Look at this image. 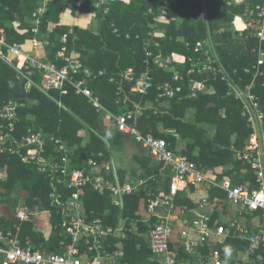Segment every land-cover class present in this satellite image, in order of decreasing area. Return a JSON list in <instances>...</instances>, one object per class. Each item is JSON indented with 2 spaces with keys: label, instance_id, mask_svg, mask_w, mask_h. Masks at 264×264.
<instances>
[{
  "label": "built area",
  "instance_id": "2783aa9c",
  "mask_svg": "<svg viewBox=\"0 0 264 264\" xmlns=\"http://www.w3.org/2000/svg\"><path fill=\"white\" fill-rule=\"evenodd\" d=\"M69 1L76 8H80L83 0ZM47 2L44 1L39 5L29 20L33 38L29 40L28 47L16 43L8 44L5 31L0 28V62L15 73L17 80L25 82L26 90H38L58 107H61V104L52 96V92H58L60 95L72 93L74 96L85 98L94 107L96 113L105 114L114 123L118 132L128 134L142 148L154 153L162 169L169 172L170 182L166 190L161 189L154 194L151 192L146 194L145 204L148 213L156 215L159 210L165 211V214L159 217V222L149 231L151 253L164 256L162 264H182L178 260L177 251L169 247L170 221L175 217L173 211L177 208L175 197L189 185L204 184L210 188L220 189L230 207L257 215V224L253 228H248L243 223L233 220L228 224L212 227L210 216L206 213L210 201L207 197H203L195 208L180 209L181 214L186 212L193 214L198 228L197 241L186 243V251L191 255L195 254V247L199 243H208L215 237L239 238L247 243L246 253L244 256L236 257V262L231 264H264V113L257 96L253 93L256 80L264 77V69H262L264 4L255 8L246 4V10L242 15L243 28L250 29L252 37L259 42L257 51H252L257 54L256 63L243 69L244 75L252 76L248 84L242 85V77L235 80L236 69L229 73L223 66L210 39L195 43L183 40L182 44L187 51V55L184 56L155 55L153 50L160 48V42L156 40L161 37L158 25L163 21L172 20L167 17L168 9L165 4L159 15L153 17L151 24L148 25L150 30L142 40L141 48L145 53L146 64L142 77L135 79L131 68L121 74V83H133L132 93L146 95L148 91L155 89L159 99L167 103L180 102L187 98L196 99L209 93L211 89L208 81H211V78L224 83L227 87L225 96L240 104L241 116L246 119L252 130L244 150L235 153L236 160L244 167H248L253 174L255 186L248 189L244 184H233L229 180L218 182L209 179L203 169L194 162L169 150L164 139L155 138L150 134L142 135L137 128V120L142 115V109L138 105H134L133 110L121 114L108 112L87 85L88 79L102 77L105 72H93L85 67L75 51L67 54L65 49H61L53 60L44 57V54L38 55L40 50H46L51 46L48 39L39 37V26L48 10ZM226 3L229 6L236 4L237 0H227ZM102 6V0L95 4L96 9L101 11L102 15H106L108 9ZM147 13L153 15L151 9H148ZM113 32L117 33L118 30L114 27ZM67 35H63L60 41L65 43ZM126 38L128 39L129 36L127 35ZM135 38L138 39L139 36ZM151 64L162 72L172 73L171 81L154 86L150 71ZM121 92L122 87L119 86L117 96ZM127 99L128 97L122 100L123 104L127 103ZM120 101L118 100L117 104ZM19 107L20 105L12 100L0 106V154L18 158L25 165L32 167L36 173L47 178L52 189L51 206L61 217V225L70 243L64 246L61 253H55L37 249L28 240L23 241L20 236L21 223L32 222L41 215L51 217L52 213L29 212L24 208H17L13 212V223L10 227L4 228L0 219V264H122L123 249L117 246L116 249L108 250L106 245L112 239H124L133 232V228L125 224L113 228L105 225L99 217L87 219L82 212V196L84 190L91 187L98 193L108 191L121 204L124 196L136 194L147 180L121 184L116 176L113 179L105 176L113 171L110 162L98 164L93 159H89L86 163L88 173L75 169L74 166L72 167L70 150L65 142L41 131H29L20 139L16 138L14 133ZM149 180L153 181V178ZM59 185L68 190L67 196L63 197L58 191ZM2 201L0 192V205ZM182 236L186 237L187 234L183 232ZM213 244L210 246L208 256L197 254L199 264H227L222 245L216 241H213Z\"/></svg>",
  "mask_w": 264,
  "mask_h": 264
},
{
  "label": "trees",
  "instance_id": "16d2710c",
  "mask_svg": "<svg viewBox=\"0 0 264 264\" xmlns=\"http://www.w3.org/2000/svg\"><path fill=\"white\" fill-rule=\"evenodd\" d=\"M39 1L0 0V28L4 29L8 44L16 43L28 47L29 40L33 38L29 20L38 7ZM96 1L84 0L80 8L81 13H88ZM226 1L132 0L129 5L117 1V4L109 7L104 18L98 16L97 33L73 28V35H69V27L58 24L59 16L69 8L73 9L72 2L49 0L47 13L39 26V37L47 35L46 39L51 43L47 56L49 60H53L54 55L61 49H65L67 54L75 51L85 67L93 72H105L102 77L88 79L87 85L107 110L113 113L122 112L117 106V101L123 100L126 96L130 99L129 108H133L134 103L144 108L137 122L142 135L152 134L155 138L164 139L169 150L194 162L204 172L222 168V173L217 177L218 181L227 178L233 184L248 182L250 184L247 188L252 189L255 186V180L251 170L235 158L236 152L244 150L252 130L246 119L241 116L240 104L232 98L225 97L226 86L223 83H214L215 93L209 92L196 99L181 102L171 101L165 111L152 106L155 104L156 93L153 89L147 95L137 97L130 91L133 83L123 82L122 92L119 96L116 94L121 83V73L127 68L133 69L135 79L145 71L142 40L150 30L148 25L151 24L154 16L159 15L164 4L168 9L167 17L172 20L168 25H159V28H163L165 37L161 40V50H154L155 55L159 53L185 55L186 51L176 42L179 37H184L188 43H195L210 36L217 44L220 60L229 73L236 69L235 80L242 77V85L250 83L252 76L244 75L243 69L256 63L257 54L251 51L258 48V40L252 37L250 29L243 28L236 33H231L232 25L235 26L236 18L244 14L246 4L255 8L263 5L264 0H245V3L229 6ZM148 9L152 10L153 15L147 13ZM179 16H183V19L177 23L174 20H177ZM15 22L19 23L18 29L13 27ZM49 24L56 25L50 32H48ZM112 25L118 30V34H113ZM65 34H68L66 42L61 43L60 39ZM136 36L139 38L136 39ZM150 70L154 85L171 78L170 73L157 70L153 65L150 66ZM110 79H112L111 83ZM263 85L264 77L256 80L253 93L257 96L264 113ZM52 96L61 104V107L38 90H26L25 82L17 80L15 73L0 62V106L9 100L20 105L17 110L18 122L15 124L16 138L20 139L29 131L40 130L44 134L60 138L70 150L69 158L72 167L79 165L81 158L86 159V163L89 159H93L98 164H102L99 163L101 159L97 157L99 154L108 160L109 149L104 142L108 138V130L94 107L85 98L74 96L72 93L60 95L58 92H52ZM150 103L152 105H149ZM177 134L187 142L181 151H177ZM85 139H87L86 143ZM0 165L6 169L7 173L6 181L0 184V192L5 200H9L10 193L19 188L26 193L28 207L40 206L52 209L49 205L51 187L45 176L36 173L32 167L22 164L13 156L1 155ZM243 171H245L244 174ZM150 173L148 171V174ZM154 185L155 183L152 184L153 188ZM90 188L85 189L84 210L87 215L90 214V219L99 217L106 225H115L119 215L125 219L136 218L139 204L147 191L126 196L123 199V209L119 210L114 206L108 191L100 195ZM224 197V194L216 188L210 189L207 195L211 202ZM190 205L192 204L189 203ZM3 227H6L5 224ZM22 229V236H29L37 246L45 247L48 252H61L59 247L62 246V242L65 245L68 243L61 229L52 233L47 242L42 240V236L34 233L31 224H24ZM141 231L146 232V229L141 227ZM137 245H140L141 249L137 248ZM143 245L141 238L130 235L124 243L126 262L148 264L149 253ZM246 246V243L244 245L236 240L227 242V247H230L231 251L245 249Z\"/></svg>",
  "mask_w": 264,
  "mask_h": 264
},
{
  "label": "crops",
  "instance_id": "0c3cea01",
  "mask_svg": "<svg viewBox=\"0 0 264 264\" xmlns=\"http://www.w3.org/2000/svg\"><path fill=\"white\" fill-rule=\"evenodd\" d=\"M44 1H47V0H40L38 7ZM67 1H69V0H67ZM99 1L100 0H97L94 3V5H92L90 7V10L86 14L81 13V11H80L81 7L76 8L74 6V4L71 3V4H73V9L69 8L68 10H66L64 13H62L59 16V24L58 25L69 27L68 34H70V33L73 34V31H74L73 28H81V29H85V30H89L91 32L97 33L99 30L98 29L99 28L98 16H101L104 18V16L107 15V14L102 15V12L99 11L98 9H96L95 4ZM102 1H103L102 7L108 9V11H109V7H111L114 4H117V1L118 2L120 1L125 5H129L132 0H102ZM83 2H84V0L82 1L81 6L83 5ZM242 3H245V0H237L236 4L239 5ZM182 19H183V16H179V18L177 20L175 19L174 21H176L177 23H180L182 21ZM237 19L242 23V25H240L241 26L240 28L238 27L237 23H235L236 24L235 26L232 25L233 29H232L231 33H236L237 31L243 29V25H244L243 16H241V15L238 16L236 18V22H237ZM169 23H170V21H163L162 23H159V25H168ZM18 25H19V23L15 22L13 27L15 29H18ZM159 25H158V30L160 32L159 34H161V37H158L156 40L158 42H160V44H161V40L164 39L165 36H164L163 28L162 29L159 28ZM55 27H56L55 24H49L48 32H50ZM239 33L241 34L242 32H239ZM113 34H118V32L117 33L113 32ZM42 37L47 38V35H44ZM206 39L211 40V42L213 44V48H214L216 54L219 56L218 51H217V44L211 39L210 36H208L207 38H205L203 40H206ZM183 40H185V38L181 36L176 40V42L178 43L179 47L183 48L186 51L184 45L182 44ZM199 41H202V40H199ZM61 43H63V42H61ZM258 44H259V42H258ZM262 47H263V45H262ZM258 48H259V45H258ZM257 49L256 50L254 49V50L257 51ZM154 50L155 51L161 50V46H160V48L154 49ZM252 51H251V53H252ZM37 54L38 55L44 54L43 56L47 57L48 56V49L40 50ZM75 54H77V52H75ZM171 54H176V53H171ZM157 55H164V54L159 53ZM168 55H170V54H168ZM176 55L177 56H179V55L184 56L183 54H176ZM185 55H187V51H186ZM219 58H220V56H219ZM187 67H188V65H187ZM129 68H127V69H129ZM143 73L136 79L137 80L140 79L142 77ZM166 73H170V72H166ZM170 75L172 78V73H170ZM171 78L168 81H171ZM111 80L112 79H110V83H111ZM121 81H122V78H121ZM164 82H166V81H164ZM152 83H153V80H152ZM159 83H162V82H158V84ZM214 83H222V82L214 81L211 78V81H208V84H210L209 88L211 89L210 90L211 93H215L214 91L216 90V88L214 87ZM158 84L154 85V83H153L154 86H157ZM121 85H122V83L119 84V86H121ZM226 90H227V87H226ZM130 91H131V89H130ZM153 91L156 92L155 89H153ZM132 94H134V93H132ZM157 94L158 93L156 92L155 93V99H154L155 104L152 105V103H150L149 105H152L154 108H157V109L160 108L163 111L167 110L168 106L171 104V102L167 103V102H164L163 100H160ZM134 95L137 97L145 96V95H138V94H134ZM126 97H124V99ZM185 100H188V98ZM128 101H130L129 97L127 99L126 104H123L122 100L120 101L119 104H117L118 108L122 111L119 113H113V112L107 110L105 107L104 108L112 114L125 113L127 110H133L134 109V107L133 108L128 107ZM172 102H176V101H172ZM134 105H137V104L134 103L133 106ZM141 109L144 110V108H141ZM157 109L155 111H157ZM99 115L103 119V123H104L105 128L108 130V138H106L104 140V142L106 143L107 148L109 149V157H108V160H107V158H104V156H102L101 154H99L97 157L101 159V161L99 163L110 162V164L113 165L112 166L113 167L112 173L107 174L105 176L106 177L108 176L111 179H113L114 176H116L117 181L120 182L121 184L131 183L132 181H137V180H147L146 184L143 187H141L139 189V191L136 193V194H138L140 191L144 192L147 190L144 193L145 194L144 199H142L140 204H139L137 217L134 219H132V218L125 219L119 215L117 223L115 225H107V226H110L113 228H118L121 225L125 224L126 226L133 228V232L128 234L124 239H112V240L108 241L106 248L108 250H113V249H116L117 246H120L124 251V257L121 261L122 264H130L128 261L126 262V260H125L126 259V252L124 249V243L130 235H134L136 237L141 238L144 242L143 248L146 249L149 253V257L147 258V263L148 264H162L163 260H164V256L153 255L150 251L148 234H149L150 229L153 227V225L155 223L159 222V217L161 215L165 214V211L159 210V211H157L156 215L155 214L152 215V214L148 213L146 210L145 199H146L147 192H151L154 194L157 190H161V189L166 190L168 183L170 182V174L168 171H164L162 169L161 164L157 161L156 157L154 156V153L152 154L149 150L142 148L128 134L118 132L116 127L114 126V123L112 121H110V119L105 114H99ZM190 115H191V113H190ZM137 122H138V120H137ZM137 128H138V126H137ZM160 130L162 131L161 127H160ZM150 135H152V134H150ZM176 138H177V151H181L187 143L186 139H183L181 137V135H178V134L176 135ZM86 141H87V139H85V143H86ZM114 151H115V153H114ZM1 155H6V154H0V156ZM176 155H178V154H176ZM8 156H10V155H8ZM178 156H180V155H178ZM16 159L18 161H20L18 158H16ZM79 161H80V164L79 165L77 164L75 166V169H79V170H82L84 173H88L89 170L86 168V166H87L86 159L81 158V160H79ZM22 164H24V163H22ZM148 171H150L151 173L148 174ZM244 172L245 171H243L242 173L244 174ZM221 173H222V168H215L212 170L205 171L206 176L209 179L215 180V181H218L217 177ZM6 177H7L6 169L0 165V184H2L3 182L6 181V179H7ZM151 178H153V181L149 180ZM167 178H169V179L167 180ZM223 180L231 181L230 179L225 178V179L219 180L218 182H221ZM154 183H155V185H154L155 187L153 188L152 184H154ZM240 184H244L246 187H248V185L250 183L245 182V183H240ZM57 189L63 195V197L67 196L66 191H68V190L66 188H64L62 185H59L57 187ZM90 189L92 191H94L92 188H90ZM210 189H212V188H210L209 186L204 185V184L189 185L183 191L179 192L177 194V196L175 197V205L177 208L173 211V214L175 217L170 221L171 235H170V240H169V247H170V249L177 251L178 260L182 264H199L197 254H199L200 256L201 255L208 256L210 246L214 245L213 241H216L217 243H220L222 245L223 254L225 257V263H227V264H231V263L236 262V259H235L236 257L244 256L246 253L247 246L245 249L244 248L238 249L236 251L232 250L230 256L225 255V249L227 247V242L229 240H234V241L236 240L238 242L244 243V245L246 243L243 239L232 238V237H228L225 239L215 237V238H212L211 240H209L208 243H204V244L199 243L195 247V254H192V255L186 251V246H185L186 243H194L197 241V239H198V235H197L198 228H197L196 220H195V217L193 216V214H191L189 212L181 214L180 209H191V208L193 209V208H195L203 197H207ZM218 190H220V189H218ZM51 191H52V189H51ZM51 191H50V193H51ZM94 192H96V191H94ZM50 193H49V199H50ZM96 193H98V192H96ZM105 193H108V192H103V193H98V194L101 195V194H105ZM222 194H224V193L222 192ZM84 195H85V190H84V194L82 196V212L86 216L87 219H90V217H89L90 214L87 215V213L84 210V206H83ZM126 196H130V195H126ZM126 196H124L122 198V200H121L122 205H121V204H119L118 199L111 195V197L113 199L114 206L118 207L119 210L123 209V205H124L123 199ZM187 202H189L193 206L190 205V206H192V207H190L189 203H187ZM11 204H14V206H11ZM49 205L52 209H45V208H42L40 206L28 207L26 205V193L23 192L19 188L14 189L10 193V199L5 200L3 198V201L0 205V210H1L0 211V219L3 222L2 225L4 226V224H5L6 227H4V228H8L11 226V224L13 223L12 215H13V212L17 208H24L25 210H28L29 212H35V211L51 212L52 213L51 217H47L46 215H41V216L37 217L36 219H34L32 222H24V223H21V225H20V230H21L20 236H21V239L23 241L28 240L32 243V245L35 248L48 252L45 247L43 248V247L37 246L36 243L33 242L29 236H26V237L22 236V234H23L22 226L24 224H31L33 226L34 233H37L40 236H42L41 238L45 242H47V240L50 239L52 233H56L60 229L62 230V233L66 237L65 231L61 225V222H62L61 217L55 213L56 210L54 207L51 206V201H50ZM206 213L210 216V219H211L210 223H211L212 227H215L217 225H225V224H228L230 221H233V220H237V221L243 223L248 228H253L257 224V215H252L251 213L243 212L237 208L230 207L226 203L225 197L223 199H216L215 202L210 201V205L206 209ZM141 227L146 229V232H142ZM183 232H185L187 234L186 237L182 236ZM66 240L68 241V243H66V245H67L70 243V241L67 239V237H66ZM61 245L62 246H60L59 249L62 252L65 244L62 242ZM246 245H247V243H246ZM137 248L141 249L140 245H137ZM80 249H83V248L80 247ZM61 252H59V253H61Z\"/></svg>",
  "mask_w": 264,
  "mask_h": 264
},
{
  "label": "clouds",
  "instance_id": "9594fccd",
  "mask_svg": "<svg viewBox=\"0 0 264 264\" xmlns=\"http://www.w3.org/2000/svg\"><path fill=\"white\" fill-rule=\"evenodd\" d=\"M225 255L226 256H230L231 255V248L230 247H226V249H225Z\"/></svg>",
  "mask_w": 264,
  "mask_h": 264
},
{
  "label": "rangeland",
  "instance_id": "374dc122",
  "mask_svg": "<svg viewBox=\"0 0 264 264\" xmlns=\"http://www.w3.org/2000/svg\"><path fill=\"white\" fill-rule=\"evenodd\" d=\"M238 20V19H237ZM239 21V20H238ZM238 21L236 22L237 23V25H238V27L240 28L241 26L240 25H242V23L239 21V23H238ZM114 150V149H113ZM151 152V151H150ZM114 153H115V151H114ZM152 153V152H151ZM153 154V153H152ZM11 206H14V204H11Z\"/></svg>",
  "mask_w": 264,
  "mask_h": 264
}]
</instances>
